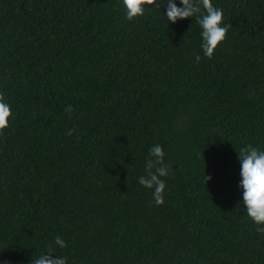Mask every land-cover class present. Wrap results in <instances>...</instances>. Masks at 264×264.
Masks as SVG:
<instances>
[{"label": "trees", "instance_id": "1", "mask_svg": "<svg viewBox=\"0 0 264 264\" xmlns=\"http://www.w3.org/2000/svg\"><path fill=\"white\" fill-rule=\"evenodd\" d=\"M157 3L0 0V264H264L238 159L264 151V0H212L232 27L211 59ZM157 144L160 206L138 183Z\"/></svg>", "mask_w": 264, "mask_h": 264}, {"label": "clouds", "instance_id": "2", "mask_svg": "<svg viewBox=\"0 0 264 264\" xmlns=\"http://www.w3.org/2000/svg\"><path fill=\"white\" fill-rule=\"evenodd\" d=\"M125 11V18L131 22L143 16L146 7H158L157 0H120ZM182 7H177L174 0H167L166 13L168 22L175 23L178 19L183 20L195 16L196 22L201 28V49L204 57L211 59L215 49L221 44L232 25L223 24V11L212 4V0H180ZM203 10L202 15L200 14ZM201 57L196 55L195 60L199 63ZM71 113V105L65 108ZM12 116L11 106L5 102L4 95L0 93V133L8 127L9 118ZM71 135V131L68 133ZM149 159L145 164L146 176L138 178V183L145 188L154 189L153 200L157 206L164 203L163 192L165 182L160 177L167 176L169 167L164 164V151L160 145H153L149 149ZM240 183L243 190L242 203L248 218L254 223L255 230L264 234V151L248 145L240 149ZM155 169L153 172L152 169ZM211 177L205 176L207 182ZM55 244L66 247L64 240L57 236ZM52 248L38 258L31 260V264H66V257L52 258Z\"/></svg>", "mask_w": 264, "mask_h": 264}]
</instances>
